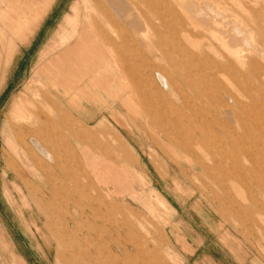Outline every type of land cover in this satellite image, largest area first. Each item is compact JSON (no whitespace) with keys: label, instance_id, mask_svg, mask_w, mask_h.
<instances>
[{"label":"rangeland","instance_id":"1","mask_svg":"<svg viewBox=\"0 0 264 264\" xmlns=\"http://www.w3.org/2000/svg\"><path fill=\"white\" fill-rule=\"evenodd\" d=\"M102 1L0 0V264H264V0ZM88 42L104 91L53 72Z\"/></svg>","mask_w":264,"mask_h":264},{"label":"bare ground","instance_id":"2","mask_svg":"<svg viewBox=\"0 0 264 264\" xmlns=\"http://www.w3.org/2000/svg\"><path fill=\"white\" fill-rule=\"evenodd\" d=\"M102 2H103V5L99 6V7H100L102 12L103 11L106 12L105 14H107V15L108 14H111V15L116 14L118 17L120 16L128 24V26L132 27V28L135 27L136 25L141 24V21H139L140 18L137 14H134L133 5L131 4V2L129 0H103ZM99 19H101L100 16H99ZM113 21H115V20L113 19ZM84 41H85V39H84ZM88 41H89V39H88ZM218 41L223 42V40H218ZM82 43H83V41H82ZM94 43H93V45H91L90 43L89 44L97 52L96 54L99 56V60H97V59L93 60L92 57L87 59L84 55H80V53L77 51V49L78 50L80 49V47H78L77 49L73 50V51H76L77 54L71 53L68 56H66L68 58L66 60H64L63 62H59L58 65L53 70V72H55L56 74H59L60 77L61 76L65 77L64 79H66V81L70 82L71 86L74 88H75V86H80V84L84 82L86 85L85 87H87V88L84 87L86 90H88L90 87H92L96 90H100V89L103 90V84H104L105 79L109 78V77H112V78H114V77L110 74V71L108 70V68H106V61L104 60L105 53L103 54V52L99 51L98 50V44L94 45ZM103 49H105V48H103ZM102 55L104 56V58ZM214 56L218 59L223 60V57L218 52ZM63 58H65V57H63ZM216 62H217V60H216ZM228 62H230V61H228ZM218 64L219 63H216V64L214 63L213 67L216 69H219L220 71L224 72L225 75H227L228 72L226 69H228L227 68L228 65L220 66ZM77 66H79V68ZM254 73H256V72L254 71ZM153 74H154V81L158 87H160L161 89H164V91H166V92H169V94H174L175 89H174L173 84H172V79L170 78V75L168 73H166L163 69H158V70L154 71ZM89 75L95 76V78L92 80L91 86L87 85L88 84L87 80L90 77ZM217 81H218V79H217ZM181 82H182L183 87L185 89H187V91L190 90V92H192L195 95L199 94V91H201V93L203 95V99L200 98L202 95L200 97H198L199 102L200 101L204 102L207 99V101H208L207 104L215 105L214 97L206 96V95L204 96V88L202 86H199V88H197L196 81H194L193 83H189L188 76H184L183 78H181ZM132 88L135 91H137L136 90L137 87L135 85H132ZM217 92H219L222 96L227 95L226 97H228V98H225V99H227V101L228 100H231L232 102L235 101L238 103V105H241L239 103L240 98L233 96L234 93H233L230 85L223 84L221 87H219V86L216 87V89L213 92V95H215ZM112 96L114 97L115 95L110 94V97H112ZM244 97L249 99L250 101H252V98H253L250 93L244 94ZM204 98H206V99L204 100ZM252 102H254V101H252ZM205 106H206V104H205ZM191 111L194 112V110H191ZM233 112H234L233 108H231V109L227 108L226 109V119H228V121H230L232 123H234V121L236 119V118H233V116H232ZM62 116H64V115H62ZM101 127H102V125H101ZM239 127L242 128V131H243V129H244L243 125L240 124ZM218 128H219V124L216 120V122H214V124L212 125V130L216 132V130ZM102 130H103V127L101 128V131ZM76 131H78V130H76ZM30 140H31V145H32L33 149L35 150V152L39 156H41L44 160H47V161H54L55 160L56 157H55L53 152L58 153V151H59L58 149L54 148V150L51 151L49 149L50 146L47 144L48 142L44 141L42 139H39L37 137H31Z\"/></svg>","mask_w":264,"mask_h":264},{"label":"crops","instance_id":"3","mask_svg":"<svg viewBox=\"0 0 264 264\" xmlns=\"http://www.w3.org/2000/svg\"><path fill=\"white\" fill-rule=\"evenodd\" d=\"M36 80H38V79H36ZM50 91H51V96H53V94H56L55 92H56V90L54 89V90H52V89H50ZM52 100V99H51ZM61 114L62 115H65V114H63L62 112H61Z\"/></svg>","mask_w":264,"mask_h":264}]
</instances>
